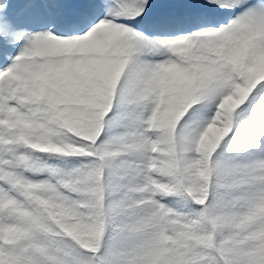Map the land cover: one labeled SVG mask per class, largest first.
<instances>
[{"label": "snow or ice", "instance_id": "6c2138e0", "mask_svg": "<svg viewBox=\"0 0 264 264\" xmlns=\"http://www.w3.org/2000/svg\"><path fill=\"white\" fill-rule=\"evenodd\" d=\"M0 264H264V0H0Z\"/></svg>", "mask_w": 264, "mask_h": 264}]
</instances>
